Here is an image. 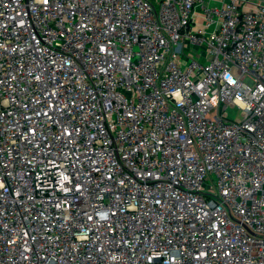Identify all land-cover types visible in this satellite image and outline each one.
<instances>
[{
	"label": "built area",
	"instance_id": "1",
	"mask_svg": "<svg viewBox=\"0 0 264 264\" xmlns=\"http://www.w3.org/2000/svg\"><path fill=\"white\" fill-rule=\"evenodd\" d=\"M0 264H264V0H0Z\"/></svg>",
	"mask_w": 264,
	"mask_h": 264
},
{
	"label": "rangeland",
	"instance_id": "2",
	"mask_svg": "<svg viewBox=\"0 0 264 264\" xmlns=\"http://www.w3.org/2000/svg\"><path fill=\"white\" fill-rule=\"evenodd\" d=\"M226 113L229 119L234 120L240 117V110L237 107H229L226 109Z\"/></svg>",
	"mask_w": 264,
	"mask_h": 264
},
{
	"label": "crops",
	"instance_id": "3",
	"mask_svg": "<svg viewBox=\"0 0 264 264\" xmlns=\"http://www.w3.org/2000/svg\"><path fill=\"white\" fill-rule=\"evenodd\" d=\"M154 6H157L159 0H150ZM227 0H209V3L212 5L221 4L223 2H226Z\"/></svg>",
	"mask_w": 264,
	"mask_h": 264
}]
</instances>
